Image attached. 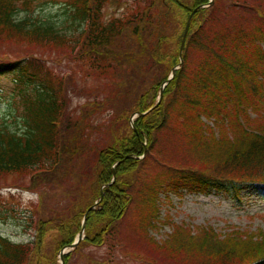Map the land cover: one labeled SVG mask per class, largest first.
I'll use <instances>...</instances> for the list:
<instances>
[{
	"label": "trees",
	"instance_id": "obj_1",
	"mask_svg": "<svg viewBox=\"0 0 264 264\" xmlns=\"http://www.w3.org/2000/svg\"><path fill=\"white\" fill-rule=\"evenodd\" d=\"M109 1H67L60 25L75 29L67 36L19 18L31 0H0V76L15 79L21 125L0 127V222L24 207L22 193L35 196L34 241L0 235V264H54L85 214V237L64 264L109 243L122 260L85 264H264L262 230L173 225L164 240L151 234L166 223L162 196L215 192L234 207L246 193L264 200V0H131L129 15L106 21ZM190 16L182 65L168 80ZM38 53L85 63L96 85L84 105L70 108L71 71L57 73ZM165 82L159 105L132 128L130 117L151 108ZM136 229L142 238L134 241L156 258L128 248L125 233ZM43 251L48 261L35 262Z\"/></svg>",
	"mask_w": 264,
	"mask_h": 264
},
{
	"label": "rangeland",
	"instance_id": "obj_2",
	"mask_svg": "<svg viewBox=\"0 0 264 264\" xmlns=\"http://www.w3.org/2000/svg\"><path fill=\"white\" fill-rule=\"evenodd\" d=\"M69 0H31V10L26 7L19 12L18 17L21 19L27 18L37 19L41 22L52 23L57 26L61 33L71 36L75 33V29L61 28V22L65 19L66 4ZM133 3L131 0H110L102 9V15L106 21L112 18H120L129 15L132 11ZM14 52H19L22 56L27 55L23 49L12 48ZM37 56L45 57V59L54 67L57 73L64 71H71L74 76L73 83H67L69 88L68 98L70 101V108H77L86 103L85 99L90 89L96 85L95 80L89 75V68L81 60L77 59H57L49 54ZM46 56L49 58L47 59ZM57 62L55 63V61ZM69 76H67L68 78ZM66 78V80H67ZM11 75L0 76V127L6 128L10 131H17L21 128L18 118V101L16 94L18 88H15L16 82ZM76 90L79 92L75 95L70 91ZM20 107V105H19ZM106 115L100 116L97 120L100 122ZM253 119V115H249ZM207 126H212L211 121L202 120ZM217 136L216 128L211 127ZM10 181V178H9ZM13 180L10 181L12 183ZM24 207H21L17 216L5 223L0 222V235L9 239L14 243H30L34 241L33 229L28 226L30 214L28 212V204L35 200V196L24 192L21 195ZM161 219L166 221L162 224L158 232H151L152 236L158 241L164 240L166 235L174 228L173 225H182L189 227L194 233L199 227H211L217 233L224 234L232 230L240 232H253L259 230L264 231V200L261 198L244 194L241 206L235 208L232 203L224 198L221 194L210 195H195L182 194V196L161 197ZM126 239L128 241V248L136 253H142L146 256L156 258L158 254L149 244L142 246L134 239L142 238L141 233L136 229L133 233L126 231ZM150 236V235H149ZM131 240V241H130ZM43 250H51L44 245ZM70 250L65 249L64 251ZM122 254L111 243L102 248H86L82 251L80 259L74 258L72 263L85 264L91 258L98 260H105L110 256L115 259ZM163 257L161 255V262L166 261L168 255ZM48 255L43 251L42 256H37L35 262L48 261ZM57 261L54 264L60 263L58 254ZM54 259V253H53ZM116 260H122L119 257ZM116 264L115 261L111 262ZM129 264H136V262H128Z\"/></svg>",
	"mask_w": 264,
	"mask_h": 264
},
{
	"label": "water",
	"instance_id": "obj_3",
	"mask_svg": "<svg viewBox=\"0 0 264 264\" xmlns=\"http://www.w3.org/2000/svg\"><path fill=\"white\" fill-rule=\"evenodd\" d=\"M188 28H189V20H188V22H187V24H186V26H185V29H184V33H183V36H182V40H181V44H180V54H181V52H182V50H183V47H184V43H185V39H186V36H187V32H188ZM173 74L171 73V76H172ZM161 97H162V91L160 92V94H159V101H160V99H161ZM152 110V109H151ZM151 110H149V111H151ZM148 111V112H149ZM144 115V114H143ZM92 209V208H91ZM82 230H84V228L82 229ZM80 235H81V233H80ZM74 246V245H73ZM63 255L61 254V256H60V259H61V263L63 264V257H62Z\"/></svg>",
	"mask_w": 264,
	"mask_h": 264
}]
</instances>
